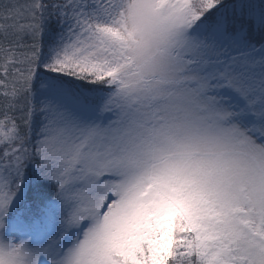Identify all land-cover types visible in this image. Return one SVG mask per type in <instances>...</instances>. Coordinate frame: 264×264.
Instances as JSON below:
<instances>
[{
  "label": "snow or ice",
  "instance_id": "snow-or-ice-1",
  "mask_svg": "<svg viewBox=\"0 0 264 264\" xmlns=\"http://www.w3.org/2000/svg\"><path fill=\"white\" fill-rule=\"evenodd\" d=\"M0 264H264V0H0Z\"/></svg>",
  "mask_w": 264,
  "mask_h": 264
}]
</instances>
